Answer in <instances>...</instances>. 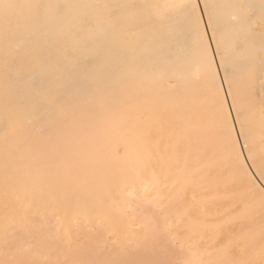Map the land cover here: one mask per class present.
<instances>
[{"label": "bare ground", "instance_id": "1", "mask_svg": "<svg viewBox=\"0 0 264 264\" xmlns=\"http://www.w3.org/2000/svg\"><path fill=\"white\" fill-rule=\"evenodd\" d=\"M174 260L264 264V0H0V264Z\"/></svg>", "mask_w": 264, "mask_h": 264}, {"label": "rangeland", "instance_id": "2", "mask_svg": "<svg viewBox=\"0 0 264 264\" xmlns=\"http://www.w3.org/2000/svg\"><path fill=\"white\" fill-rule=\"evenodd\" d=\"M128 110V109H127ZM125 117L127 118L126 120V131L125 133L127 134V136H129V134L131 135L130 138L132 140H135V143H133L132 145V151L134 154H140L142 160L146 161V162H149L151 163V161H153L155 158H156V154H155V148L154 147H151L149 143H142L141 145V138L139 136V133L141 132L140 130V122H138V120L136 119V117L132 116L131 119L129 118V115H125ZM132 133L135 135V137L132 136ZM126 150V148H125ZM148 163V164H149ZM143 169L144 171H147V167L146 166H143ZM183 191H186V189L183 187ZM141 198L143 199L144 196H141ZM146 208L148 209L150 206L149 205H145ZM192 207V205H191ZM149 211V210H148ZM193 213V214H192ZM195 217H194V216ZM187 218H191L190 221H188L189 223V226H188V229L189 230H192V231H199L200 229H202V225L200 223H197V219H196V214H195V211L193 210V208L189 209L188 210V213H187ZM158 225L159 227L161 228V225H162V221L163 219L161 217H158ZM197 224H195V221ZM168 228L171 230H176L178 229L177 227V224L175 223L173 225V223L171 222V220L169 221L168 220ZM187 229V230H188ZM183 238V237H182ZM177 264V261L174 260ZM180 261H178L179 263Z\"/></svg>", "mask_w": 264, "mask_h": 264}]
</instances>
